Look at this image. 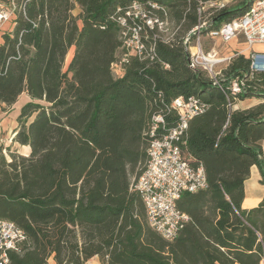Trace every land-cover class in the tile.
I'll return each mask as SVG.
<instances>
[{"label":"trees","instance_id":"trees-1","mask_svg":"<svg viewBox=\"0 0 264 264\" xmlns=\"http://www.w3.org/2000/svg\"><path fill=\"white\" fill-rule=\"evenodd\" d=\"M6 1L15 20L0 42V104L28 98L13 141L31 149L29 156L8 149V160L0 147V220L27 237L9 264L95 257L101 264H264V198L242 208L252 167L264 185V73L252 72L242 54L215 78L190 68L184 42L200 22V3L212 0ZM134 1L167 25L144 29L152 54L130 56L116 77L112 65L125 51L111 17ZM248 6L216 13L215 27ZM235 81L244 82L237 100ZM191 96L207 108L189 121L181 152L203 167L207 186L182 195L178 209L189 220L167 241L150 226L133 183L146 170L151 141L178 122L172 103ZM252 99L259 103L236 107ZM156 116L165 125L152 136Z\"/></svg>","mask_w":264,"mask_h":264},{"label":"built area","instance_id":"built-area-1","mask_svg":"<svg viewBox=\"0 0 264 264\" xmlns=\"http://www.w3.org/2000/svg\"><path fill=\"white\" fill-rule=\"evenodd\" d=\"M149 5L153 9H160L157 4ZM227 7V0L200 3L198 8L200 22L187 35L184 42L190 54V68L212 72L211 61L201 49L202 39L228 43L242 37L249 49H252L249 56L251 71L264 73V50L253 49L255 46H264V0H249L248 9L242 16L215 27V14ZM150 13L145 5L134 1L126 8L118 7L111 17L121 29L125 51L112 65L116 77L123 75V65L128 62L130 56L134 55L144 60L152 54L153 48L148 49L142 32L146 27L153 29L155 25L164 31L167 24L158 17H151ZM8 20L9 15L0 10V27ZM243 88V81L231 84L230 91L234 100H237ZM171 108L178 116L177 124L166 134L151 141L146 170L133 183L134 189L142 196L150 226L167 241H172L189 220V217L178 209L182 195L187 192L196 193L207 186L203 167H192L183 159L181 152V145L187 137L189 121L203 114L207 106L197 97L191 96L177 98ZM153 122L152 136L160 126L165 125L162 116L154 117ZM26 241L27 237L23 230L10 221L0 220V264H9L11 252L19 251Z\"/></svg>","mask_w":264,"mask_h":264},{"label":"crops","instance_id":"crops-1","mask_svg":"<svg viewBox=\"0 0 264 264\" xmlns=\"http://www.w3.org/2000/svg\"><path fill=\"white\" fill-rule=\"evenodd\" d=\"M14 20H15V15L13 14V19H11L9 27L0 30V42L2 40V34L6 31L12 30V28L14 27ZM242 39L244 40V38ZM244 45L246 46L245 47L246 51L248 50L250 52L252 50L249 49V47H247L245 42ZM255 47H260V49L257 50L253 47L254 50L257 51L264 50V46H255ZM27 101L28 98L24 97L23 99L22 98L19 99V101L11 107H8L4 104H0V147L1 146L3 147L5 151V156L8 160L10 159L7 151L8 149H10L11 152H16L23 156H29L31 152L29 146H22L13 141L16 135L15 130L18 127L17 118L20 114V109L22 105ZM246 101H240L239 103H237L236 107L238 109H247L257 104L255 103L245 106L244 104ZM262 146L264 151V141L262 143ZM261 179L262 178L259 169L256 166L252 167L250 177L245 182V199L242 203L243 209H252L258 206L262 202L264 198V185L261 184ZM86 264H101V263L99 259L95 257Z\"/></svg>","mask_w":264,"mask_h":264},{"label":"rangeland","instance_id":"rangeland-1","mask_svg":"<svg viewBox=\"0 0 264 264\" xmlns=\"http://www.w3.org/2000/svg\"><path fill=\"white\" fill-rule=\"evenodd\" d=\"M227 1L229 8L237 7L238 9H242L248 4L249 0H227ZM0 10H3L5 13L9 15V20L3 22L2 26L0 27V30H3L4 28L9 27L11 19H13L14 6L11 3H8L6 0H0ZM245 47L246 46L244 45V40L240 37L228 43L202 39L201 49L205 54L206 58L209 59L212 64L211 67L212 72H208V74L213 78L217 77V75H219L222 69H224L230 63L231 59L234 58L236 55L242 54V55H246V57H249L250 52L248 50L246 51ZM254 48L257 50L260 49V47H254ZM74 51H75L74 48L71 49L67 56L65 62V68H64L65 70H67L68 65L70 64L73 58ZM24 97L25 96H23L22 99ZM255 103H259V101L252 99L246 101L244 105L248 106ZM51 263L54 264L53 261H51Z\"/></svg>","mask_w":264,"mask_h":264}]
</instances>
